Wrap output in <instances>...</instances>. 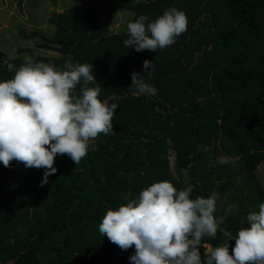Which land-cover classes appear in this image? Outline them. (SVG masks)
Returning a JSON list of instances; mask_svg holds the SVG:
<instances>
[{
  "label": "trees",
  "instance_id": "trees-1",
  "mask_svg": "<svg viewBox=\"0 0 264 264\" xmlns=\"http://www.w3.org/2000/svg\"><path fill=\"white\" fill-rule=\"evenodd\" d=\"M117 4L132 12L130 22L175 7L185 12L187 30L171 46L137 52L123 43L126 24L102 31L95 6L79 0L49 16L52 35L29 29L17 34L16 48H0V81L14 76L5 60L15 68L27 56L58 68L92 63L98 98L118 105L113 131L92 141L79 164L57 155V172L42 187L44 169L0 163V264H130L134 247L122 251L100 235L99 223L155 182L191 186L192 198L219 193L215 215L236 205L220 226L233 237L264 203V0ZM146 59L155 66L148 82L156 95L130 86ZM222 157L230 162L219 163ZM224 239L219 230L204 237L202 259Z\"/></svg>",
  "mask_w": 264,
  "mask_h": 264
},
{
  "label": "clouds",
  "instance_id": "clouds-1",
  "mask_svg": "<svg viewBox=\"0 0 264 264\" xmlns=\"http://www.w3.org/2000/svg\"><path fill=\"white\" fill-rule=\"evenodd\" d=\"M187 25L185 12L175 7L150 22L142 14L127 24L128 39L123 43L137 52H155L174 44ZM3 65L14 70L11 79L0 81V163L4 167L17 161L26 168L44 169L42 187L57 172V155H67L79 164L92 141L113 131L118 105L98 98L101 85L92 63L65 61L58 68L27 56L19 68L6 60ZM154 72L152 61L146 59L143 73L132 72L130 86L156 95L158 89L148 82ZM229 162L228 157L219 161ZM193 191L191 186L177 190L167 180L155 182L141 190L137 199L107 210L99 233L122 251L134 247L130 264H264V203L258 212L247 215L249 226L233 237L220 226L236 205L217 216L219 193L192 198ZM218 230L224 242L209 247L202 259V239L215 238ZM229 241L235 242L231 254Z\"/></svg>",
  "mask_w": 264,
  "mask_h": 264
},
{
  "label": "rangeland",
  "instance_id": "rangeland-1",
  "mask_svg": "<svg viewBox=\"0 0 264 264\" xmlns=\"http://www.w3.org/2000/svg\"><path fill=\"white\" fill-rule=\"evenodd\" d=\"M76 1L79 0H56L55 3L51 0H24L19 5L17 0H0V48L4 49L1 46L9 47L11 42L13 43V49L16 48L15 42L18 41V38L15 37L17 34L23 36V32H27L29 29H32L34 34L38 30V32L45 35H52L55 27L49 16L54 12L63 10ZM89 1H91L98 12L102 31H119L122 25L126 24L123 27L126 28L131 20L132 12L126 8L119 7L117 0ZM19 40L21 43L24 41L22 39ZM35 40H30V42L34 43ZM44 51L48 54L52 53L49 50Z\"/></svg>",
  "mask_w": 264,
  "mask_h": 264
}]
</instances>
